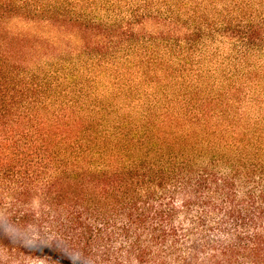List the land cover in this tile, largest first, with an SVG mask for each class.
Segmentation results:
<instances>
[{
  "label": "trees",
  "instance_id": "trees-1",
  "mask_svg": "<svg viewBox=\"0 0 264 264\" xmlns=\"http://www.w3.org/2000/svg\"><path fill=\"white\" fill-rule=\"evenodd\" d=\"M33 3L0 0V264H264V165L53 103L1 33Z\"/></svg>",
  "mask_w": 264,
  "mask_h": 264
},
{
  "label": "rangeland",
  "instance_id": "rangeland-1",
  "mask_svg": "<svg viewBox=\"0 0 264 264\" xmlns=\"http://www.w3.org/2000/svg\"><path fill=\"white\" fill-rule=\"evenodd\" d=\"M34 2L45 12L14 16L1 33L53 103L196 129L203 148L264 165V0Z\"/></svg>",
  "mask_w": 264,
  "mask_h": 264
}]
</instances>
